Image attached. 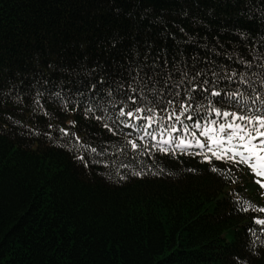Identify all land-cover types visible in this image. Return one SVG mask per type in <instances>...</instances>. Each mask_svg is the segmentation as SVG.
Segmentation results:
<instances>
[{
	"label": "trees",
	"instance_id": "obj_1",
	"mask_svg": "<svg viewBox=\"0 0 264 264\" xmlns=\"http://www.w3.org/2000/svg\"><path fill=\"white\" fill-rule=\"evenodd\" d=\"M148 45L231 65L239 109L264 113V0H0V264H264L246 167L134 151L75 95Z\"/></svg>",
	"mask_w": 264,
	"mask_h": 264
},
{
	"label": "snow or ice",
	"instance_id": "obj_2",
	"mask_svg": "<svg viewBox=\"0 0 264 264\" xmlns=\"http://www.w3.org/2000/svg\"><path fill=\"white\" fill-rule=\"evenodd\" d=\"M210 51L217 56L226 53L222 44L219 50L213 47ZM228 59H232L231 54ZM239 63L252 67L243 59ZM113 65L88 69L89 79L81 81L83 90H77L75 95L92 96L98 108L111 105L115 110L114 127L107 123L103 127L113 133L128 130L126 136L134 135L126 147L165 158L195 156L212 172L218 171L214 161H220V167H246L264 190V113L252 109L253 114L247 115L249 109H239L241 94L231 88L238 86L241 73L230 71L231 65L209 56L188 59L182 49L169 53L151 45L137 52L135 58L114 61ZM239 82L247 83L243 79ZM257 97L264 104L259 92ZM224 104L239 110H226ZM90 111L88 107L86 113ZM62 131L67 134V130ZM91 151L97 149L93 147ZM78 158L84 161V157ZM257 210L264 212V208ZM253 220L256 225H264V219Z\"/></svg>",
	"mask_w": 264,
	"mask_h": 264
}]
</instances>
